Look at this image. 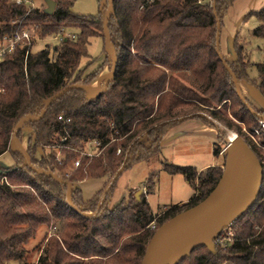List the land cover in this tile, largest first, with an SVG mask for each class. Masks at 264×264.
Instances as JSON below:
<instances>
[{
    "label": "trees",
    "instance_id": "16d2710c",
    "mask_svg": "<svg viewBox=\"0 0 264 264\" xmlns=\"http://www.w3.org/2000/svg\"><path fill=\"white\" fill-rule=\"evenodd\" d=\"M41 1L40 7H33L0 0V40L24 31L31 35L30 40L0 56V157L12 153L16 161L0 176V264H31L27 261V246L42 228L48 231L37 246L39 256L33 264H141L159 227L203 201L224 170L216 166L203 171L172 164L165 167L170 175H183L195 194L188 202L165 210L158 219L145 196L138 200L130 195L113 207L108 198L93 218L72 210L67 204L68 186L33 172L21 153L10 150V143L19 121L41 115L47 99L71 85H95L106 61L87 73L93 63L89 61V46L93 39L105 42V16L101 12L92 18L78 15L71 0H52L56 8L49 14L46 0ZM234 1H217L216 12L221 20ZM213 2L113 0L109 32L118 62L108 90L93 101H88L87 90H73L56 100L40 120L28 121L32 136L27 143L23 141V128L18 132L35 167L73 184V203L82 213H95L98 206L83 200L78 183L110 180L138 136L158 123L191 113H206L238 133L264 170V128L237 95L216 52ZM254 15L261 22L254 35L264 38V8ZM59 35L63 39L58 45L32 51L35 40ZM235 46L236 67L228 64L240 81L248 67H242L246 63L243 47L237 41ZM85 59L88 64L82 69ZM257 70L258 88L264 96V64H258ZM250 107L264 117L263 110ZM227 110L232 118L223 112ZM239 122L250 131L244 132ZM173 124L158 127L137 142L131 149L133 159L128 167L133 162L149 163L160 155L165 129ZM255 129L259 140L248 135ZM214 154L218 156L217 148ZM224 157L227 160L225 153ZM77 161L80 165L75 168ZM50 230L53 236L49 238ZM225 232L231 239L224 245L216 244ZM180 264H264V172L256 204L219 235L214 251L200 247Z\"/></svg>",
    "mask_w": 264,
    "mask_h": 264
},
{
    "label": "rangeland",
    "instance_id": "374dc122",
    "mask_svg": "<svg viewBox=\"0 0 264 264\" xmlns=\"http://www.w3.org/2000/svg\"><path fill=\"white\" fill-rule=\"evenodd\" d=\"M71 1H74L73 11L81 16L92 18L98 16L99 12H101V16L104 18L108 10V0ZM42 4L43 1L41 0L34 1V6L36 7H40ZM263 8L264 0H235L222 17L220 50L224 59L236 67L238 59L236 41L243 47L246 63H243L242 67L243 69L248 68L242 76L243 79L239 81L240 92L253 108L264 111V96L258 88L259 77L257 70L258 64H264V38L254 35L255 29L261 24L254 13L261 11ZM65 34L67 35L68 33L66 32ZM58 38L59 36L35 40L32 51L36 53L45 49L46 46L54 47L59 44ZM89 55V61L93 63L87 69V73L97 69L106 61L101 75L96 80L95 85H92L104 87L107 75L112 68V55L106 51L105 42L102 38L92 40L89 46ZM87 64L88 59L83 60L81 68H86ZM230 105L231 103H228V107ZM223 112L232 118L229 110ZM30 122H36V120H31ZM30 122H26L23 126L22 133L25 143L32 136L31 128L29 127ZM239 124L243 127L244 132L250 131L248 126L240 122ZM252 134H255V137ZM248 135L259 140L258 137L260 135L256 133V129L255 132L248 133ZM227 145L225 134L199 117L168 126L161 142V154L149 163H131L117 181L112 191L110 205L113 207L130 195L134 197L138 192H141L139 200L141 197H147L153 213L158 214V219L165 210L181 201L189 200L195 194L194 187L187 182L183 175H170L165 171V167L172 164L175 166L193 167L199 171L205 166H216L224 170L226 159L223 150ZM22 146L24 145L22 144ZM215 148L219 150L217 157L214 154ZM40 155L41 152L39 151L38 156ZM15 164V157L12 153L2 155L0 157V176L5 175ZM154 173L155 175H153ZM5 181L7 182L8 180ZM108 181L107 178L87 179L78 183L77 187L81 190V197L85 202L97 203L99 207ZM14 187L30 190L27 186L15 185ZM200 225V220L197 219L190 222L188 227L197 230ZM47 231V228L40 229L36 238L27 246V261L29 263H36L39 256L36 250L37 246L43 241ZM49 233L48 237L50 238L51 235L53 236V231L50 230ZM230 239L229 233L225 232L221 241L216 244L224 245L226 240L229 241Z\"/></svg>",
    "mask_w": 264,
    "mask_h": 264
},
{
    "label": "water",
    "instance_id": "95a60500",
    "mask_svg": "<svg viewBox=\"0 0 264 264\" xmlns=\"http://www.w3.org/2000/svg\"><path fill=\"white\" fill-rule=\"evenodd\" d=\"M218 0H214L213 8L217 18V38H216V52L222 61L225 69L231 76L233 83L236 87V93L246 107L264 123V117L258 115L249 105L247 100L240 92V84L234 71L224 59L220 50V35L222 20L217 16L216 4ZM46 12L51 14L56 8V3L52 0H46ZM108 10L104 19V36L106 51L112 55V68L107 75V81L104 87L86 86L75 84L66 87L59 93L45 101V107L39 116H26L22 118L13 129V136L10 143V150L13 153L19 152L26 160V166L33 172L52 178L60 185H67V204L76 213L82 214L86 218H93L98 215L101 208L108 198L111 199L112 191L129 165V161L133 159L131 155L132 147L139 142L144 136L148 135L151 131L158 127L169 125L171 123H179L189 119L201 117L206 119L218 130L225 132L227 135L228 147L225 151L227 156L226 164L222 177L212 192L200 203L191 207L170 220L162 224L159 229L152 236L149 244L147 245L145 255L141 264H180L181 261L189 257L192 252L200 247H207L210 251L215 249V241L222 234L223 231L230 228L236 223L243 215H245L257 202L263 185V167L262 164L252 150V148L245 142V140L236 132L228 130L219 121L212 118L210 115L203 112L191 113L188 115L180 116L171 120L158 123L138 136L129 146L125 157L107 183L101 198L100 205L95 213H82L81 210L73 203V184H68L59 178L55 173L46 171L35 167L32 163L31 157L24 146L19 141L17 134L23 128L26 122L31 120H40L46 110L58 99L65 96L67 93L76 90H87L90 95L88 101L96 100L104 92L108 90L111 82L114 80L118 56L115 48L112 45L109 21L113 15L114 5L113 0H108ZM137 198L139 200V195ZM200 220V228L197 230L188 227L190 222ZM196 225V223H195ZM200 229V230H199Z\"/></svg>",
    "mask_w": 264,
    "mask_h": 264
},
{
    "label": "built area",
    "instance_id": "2783aa9c",
    "mask_svg": "<svg viewBox=\"0 0 264 264\" xmlns=\"http://www.w3.org/2000/svg\"><path fill=\"white\" fill-rule=\"evenodd\" d=\"M15 2L17 4H26V5H31V6L35 7L34 6V0H15ZM30 38H31V35L27 31H24L20 35H16V36H12V37H8V36L3 37L0 40V56H3L8 52H12L18 43H21L22 41H25V40H30ZM58 39L62 40L63 35H59ZM59 119H62V117H60ZM261 126L264 128L263 122H261ZM256 133L259 134V131L256 130ZM253 139H254V137H253ZM94 144L96 147H99V143H94ZM227 147H228V145H227ZM227 147L223 150V153H225V151L227 150ZM120 153H121V150H118V154H120ZM88 155L92 156V153L90 152ZM79 165H80V161H77L75 163V168H78ZM151 228L152 229L155 228L154 223H152Z\"/></svg>",
    "mask_w": 264,
    "mask_h": 264
},
{
    "label": "crops",
    "instance_id": "0c3cea01",
    "mask_svg": "<svg viewBox=\"0 0 264 264\" xmlns=\"http://www.w3.org/2000/svg\"><path fill=\"white\" fill-rule=\"evenodd\" d=\"M207 167H211V166H205V167L201 168L199 171H202V169H206ZM189 200H190V199H189ZM189 200L181 201V202L178 203V205H179V204H184V203L188 202Z\"/></svg>",
    "mask_w": 264,
    "mask_h": 264
}]
</instances>
